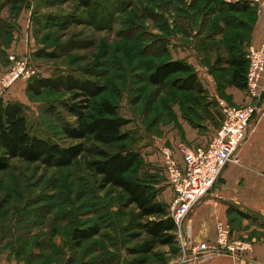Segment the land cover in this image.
Returning a JSON list of instances; mask_svg holds the SVG:
<instances>
[{
  "label": "rangeland",
  "instance_id": "obj_1",
  "mask_svg": "<svg viewBox=\"0 0 264 264\" xmlns=\"http://www.w3.org/2000/svg\"><path fill=\"white\" fill-rule=\"evenodd\" d=\"M239 2L250 4V11L227 8ZM255 7V0H133L104 31L87 20L89 13L77 0H0V80L13 67L11 56L28 61L35 77L86 76L87 70H100L108 90L97 101L108 99L120 116L131 120L124 129L130 139L124 144L142 156L151 147L162 154L163 149L194 145L197 119L190 118L207 114L211 98L171 85L155 87L148 76L167 60L195 57L223 87L234 86V69L226 60L249 45ZM53 52L57 55L49 57ZM27 84L17 81L16 95L10 93L12 86L0 96L15 97L26 106L33 132L62 144L78 143L66 140L60 129L63 121L74 122L62 108L71 93L45 90L32 96ZM84 143L87 153L70 167L13 160L9 170L0 172V253L16 255L24 264H176L178 244L156 245L149 254L134 252L149 240L140 227L146 220L138 218L119 189L100 188L86 169L89 160L98 158L97 148L112 153L116 147L90 139ZM156 164H145L142 157L127 177L148 181L159 193L161 167ZM250 214L245 221L232 208L228 220L233 231L251 230L249 239H260L264 215ZM92 226H99L100 234L75 248L73 230Z\"/></svg>",
  "mask_w": 264,
  "mask_h": 264
},
{
  "label": "trees",
  "instance_id": "obj_2",
  "mask_svg": "<svg viewBox=\"0 0 264 264\" xmlns=\"http://www.w3.org/2000/svg\"><path fill=\"white\" fill-rule=\"evenodd\" d=\"M132 1L77 0L79 5L88 11L87 20L104 31L111 27L118 13L127 11L132 6ZM227 8L231 11L248 13L251 5L239 2L235 5L228 4ZM248 28L251 35V24ZM249 46L250 44L244 52L237 50L234 56L226 60L234 69L231 76L232 84L244 90H246L248 71L246 55ZM56 55L55 52L48 54L49 57ZM105 76V72H100V70H87L86 76L61 73L50 77L36 76L28 81L27 92L32 96H41L45 90L71 93L70 100L63 103L62 108L74 118V122L63 121L60 129L66 140L78 141V143L66 144L67 142H64L62 144L33 132L26 106L17 100H5L0 97V172L9 170L13 160L40 164L47 168L70 167L87 153L88 148L84 141L89 139L105 147L114 146L116 150L112 153L97 148L94 153L98 158L89 160L86 163V169L97 179L100 188L119 189L127 197L128 204L138 211V218L146 220L145 223L140 224V227L149 240L134 252L149 254L156 245H177L176 225L170 216V203L160 201V192H155L148 181L127 177L132 169L142 161V154L136 148H130L124 144L130 139L129 133L124 129L130 125L131 120L120 116L118 106L108 99L97 101L108 90L107 83H104ZM215 78L218 81L220 79L216 76ZM148 82L155 87L171 85L178 91L192 92L211 98L195 67L187 60L170 59L156 65L148 76ZM211 101L213 104H210L216 106L215 108L209 106L204 116L202 114V116L190 118L191 120L197 119L194 120L197 122L195 127L198 130L203 129V132L208 129L209 124L216 128L210 142L224 119L217 99L211 98ZM208 102L204 107L209 105ZM205 126L207 128L204 129ZM186 146L191 148L190 145ZM159 181L160 183L163 181L161 177ZM164 181L168 184L166 176ZM239 215L246 217L245 214ZM100 231L99 226L76 228L71 234V244L79 248L84 242L97 237ZM13 257L17 263L20 261L16 255Z\"/></svg>",
  "mask_w": 264,
  "mask_h": 264
},
{
  "label": "built area",
  "instance_id": "obj_3",
  "mask_svg": "<svg viewBox=\"0 0 264 264\" xmlns=\"http://www.w3.org/2000/svg\"><path fill=\"white\" fill-rule=\"evenodd\" d=\"M246 58V91L251 99L260 101L264 94V46L250 45ZM10 59L13 67L0 80L1 94L17 81L26 82L36 75L28 61L14 56ZM220 109L224 119L208 145L181 146L182 163L170 149L162 150L167 182L174 193L169 211L176 225V242L181 251L176 264L205 262L216 255L239 261L253 249L251 242L234 236L229 222L218 221L216 237L209 242H196L186 226L189 215L214 188L223 169L228 164H240L238 152L249 139L252 124L261 112V106L257 104L231 106L220 102Z\"/></svg>",
  "mask_w": 264,
  "mask_h": 264
},
{
  "label": "crops",
  "instance_id": "obj_4",
  "mask_svg": "<svg viewBox=\"0 0 264 264\" xmlns=\"http://www.w3.org/2000/svg\"><path fill=\"white\" fill-rule=\"evenodd\" d=\"M255 6L252 12L254 18L251 22L249 44L261 47L264 46V0H255ZM193 53H197L196 49ZM192 60L188 59L187 61L195 67L205 89L211 98L217 99L219 104L220 102L234 106L257 104L263 108V113L258 115L252 124L253 131L249 139L238 152L241 164H228L221 173L220 182L188 217L186 226L195 241L209 242L214 241L216 237V223L218 221L229 222L228 215L232 208L236 209L237 214L247 215V217H243L245 221L251 216V211L264 215V98L256 101L251 99L244 89L235 86L223 87V84L215 78L214 73L209 71L202 59L194 57ZM16 91L17 88L13 86L10 93L16 95ZM14 99L17 100L15 97ZM209 125L204 132H200L198 129L194 130L196 140L193 139V141L196 143L190 145L191 147L206 146L210 143L216 128ZM150 149L151 151L142 156L144 163H157L155 167H161L159 175L163 181L159 186L161 189L159 199L164 203H171L174 193L164 181L166 176L164 157L158 150H153V147ZM170 150L174 153L177 161L182 163L180 148L172 147ZM234 235L253 244L252 251L244 259L237 261L230 256L216 255L205 262H196L195 264H264V235L260 234V239L250 240L249 237L253 235L251 230L243 228L239 232L234 230ZM15 261V258L9 253H0V264H15ZM18 263L24 264L20 261Z\"/></svg>",
  "mask_w": 264,
  "mask_h": 264
},
{
  "label": "water",
  "instance_id": "obj_5",
  "mask_svg": "<svg viewBox=\"0 0 264 264\" xmlns=\"http://www.w3.org/2000/svg\"><path fill=\"white\" fill-rule=\"evenodd\" d=\"M262 98H264V94H262Z\"/></svg>",
  "mask_w": 264,
  "mask_h": 264
}]
</instances>
